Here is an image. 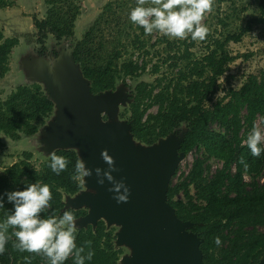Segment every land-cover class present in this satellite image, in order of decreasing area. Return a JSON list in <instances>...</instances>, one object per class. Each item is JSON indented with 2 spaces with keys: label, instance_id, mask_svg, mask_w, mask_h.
<instances>
[{
  "label": "trees",
  "instance_id": "trees-1",
  "mask_svg": "<svg viewBox=\"0 0 264 264\" xmlns=\"http://www.w3.org/2000/svg\"><path fill=\"white\" fill-rule=\"evenodd\" d=\"M77 1L80 0H45L49 7L47 16L43 20L34 18L37 35L28 39L29 44L36 42L41 46V56L47 51L50 36L59 42L75 37L81 14ZM7 7L9 0H0V10ZM259 7L263 13L260 17L251 19L237 32L228 33L224 40L213 41L201 59H196L190 51L193 42L184 49L178 43H166L164 64L170 70L180 69L176 77L157 79L156 85L140 82L131 97L128 124L134 139L153 146L175 135L182 138L179 154L187 156L197 149L204 150L205 158L196 159L186 179L170 188L167 194V202L178 219L190 223L187 231L200 239L203 264H259L264 259V153L253 157L246 144L254 124L261 120L264 127V75L250 76L240 89H229L225 97L213 103L220 80L237 60L229 51L230 44L240 43L255 26L264 24V0H260ZM105 12L106 18L97 22L73 51L74 61L90 81L94 95L116 90L124 78L139 79L147 68V63L124 59L128 46L121 43V29H117L121 18L114 5H108ZM105 26L108 31H104ZM115 30H118L117 37L108 38L107 32ZM19 44V38H6L0 30V81L10 71V57ZM160 68L156 65L153 74H158ZM154 106L159 111L151 115L149 112ZM54 108L39 84L20 86L0 103V133L15 141L22 135L35 136L46 125ZM213 124L222 132L214 130ZM55 153L69 161L67 170L60 175L51 170L50 157L38 169L31 163V155L0 174V196L4 203V208H0V222L14 211L5 193L23 191L28 183L35 182L49 184L53 196L42 218L61 216L69 209L76 220L87 216V211L67 208L64 202L65 195L74 196L83 190L81 182L72 179L75 164L80 160L78 153L64 149ZM213 158L223 166L208 178L207 162ZM241 158L247 168L240 163ZM246 175L251 177V182L245 180ZM181 193L184 200H175ZM15 230L10 228L9 235ZM216 237L222 242L220 246L214 242ZM89 240L95 254L85 264H121L123 250L116 248L115 231L108 229L104 220L77 230V246ZM16 243L15 236L11 235L0 255V264H26V257L31 264H49L42 254L17 250ZM64 264H74V257Z\"/></svg>",
  "mask_w": 264,
  "mask_h": 264
},
{
  "label": "rangeland",
  "instance_id": "rangeland-1",
  "mask_svg": "<svg viewBox=\"0 0 264 264\" xmlns=\"http://www.w3.org/2000/svg\"><path fill=\"white\" fill-rule=\"evenodd\" d=\"M77 3L80 6L81 14L76 22L75 37L59 42L56 37L50 36L46 43L47 51L44 56L40 55L41 46L36 42L29 44L28 39L30 36L37 35L34 18L43 20L47 16L49 7L45 0H9V7L0 10V30L4 36L20 39V44L13 50L10 57V71L0 81V103L5 102L18 87L35 84H39L44 93L54 98L56 103L54 112L47 120L46 125L40 127L35 136L22 135L19 141H15L0 133L3 143V147L0 149V174L5 173L15 163L26 159L27 155H31V163L40 169L51 153L58 148L75 150L88 168L86 149L83 146L75 145V137L71 134L75 132L74 128L70 129L74 127L75 122L78 121L87 127L93 125L95 129L97 127L95 126L96 120L100 119L102 124L99 126L100 130H105L106 125L113 126L115 129L127 128L132 103L131 97L135 93L138 83L147 82L156 85L157 79H172L180 70L179 68L170 70L168 65L164 64V58L167 56L166 43L175 42L184 49L193 42L194 45L190 51L196 59H201L213 41L224 40L228 33L237 32L251 19L263 14L259 7L260 0H214L212 11L206 13L203 20L209 33L203 41H194L190 35L186 39L171 38L159 32L145 35L144 29L134 24L129 18L131 10L137 6V0H80ZM108 5H114V9L121 18L120 27L117 29H121V43L128 46L124 59L147 63V68L139 79L124 78L119 81L116 90L112 92L100 96L91 94L92 98H98L107 107V110L98 113L95 119L88 120V114L84 111L86 103L82 99L80 102L78 100L85 99L87 96L91 97L88 93L90 86L85 80H79L80 95L74 96L71 92L70 95L63 96L61 89H65V87L58 79L59 74L65 73L68 69L67 62L73 54L76 43L82 40L97 22L106 18L105 11ZM145 6H152L151 0H147ZM107 29L105 26L104 31H108ZM117 32L118 30L107 32L106 35L108 38L114 35L117 37ZM112 33L115 34L111 35ZM229 51L237 57V60L231 64L229 72L220 80V88L213 103L225 97L229 89H240L250 76L264 75V24L255 26L253 31L247 34L240 43H231ZM156 65H160L161 68L160 72L155 75L153 68ZM80 70V67L74 70L76 78L77 76L82 78ZM158 111L159 107L154 106L149 113L156 115ZM256 126L264 133L261 120L257 122ZM211 127L222 132L217 124H213ZM180 143L181 138L171 136L160 140L152 147L133 138L131 144L136 154L146 153L141 157L142 159H147L151 165L158 166L159 175L157 177L160 184L164 183L166 189L168 187L169 190L186 179L196 159L205 158L203 149H197L187 156L180 155L178 152ZM222 166L223 163L215 158L208 161L207 177L212 178ZM92 180L93 174L91 177L84 178L82 191L74 196H64L67 208L87 211L85 218L76 220L77 230L94 225L99 219L104 220L108 229L115 231L116 248L123 250L121 264H135L134 258L137 252L126 237L125 225L112 217L110 210H106V200H103V195L108 196V193L101 187L95 186ZM245 180L252 181L248 175L245 176ZM191 191L195 194L193 186ZM175 200H184V195L182 193L176 195Z\"/></svg>",
  "mask_w": 264,
  "mask_h": 264
},
{
  "label": "water",
  "instance_id": "water-1",
  "mask_svg": "<svg viewBox=\"0 0 264 264\" xmlns=\"http://www.w3.org/2000/svg\"><path fill=\"white\" fill-rule=\"evenodd\" d=\"M67 63L68 69L65 73H60L58 79L65 87L61 89V94L67 96L72 92L74 96L80 95L79 80H85L90 86L88 93L91 97L80 98L78 101L82 99L86 103L84 111L88 114V120H93L98 113L107 110V107L98 98H92L94 94L91 93V83L84 77L82 69L79 72L83 79L75 77L74 70L81 66L75 63L73 54ZM48 98L56 105L54 98L51 96ZM100 125H102L100 119L96 120L95 129L93 125L87 127L77 121L74 127L70 128H74L73 131H75L71 134L76 140L74 144L86 149L88 168L93 170L92 183L108 193V196L103 195V200H106V210H110L112 217L120 220L126 227V237L137 252L134 263L203 264L202 253L199 249L200 239L187 231L191 224L179 220L174 208L168 204V187L166 189L164 183L160 184L157 177L159 175L158 166H153L147 159L141 158L146 154L145 152L136 154L134 151L131 144L133 136L128 122V127L123 129H115L113 126L106 125L105 130H100ZM62 149L72 150L58 148L55 151ZM105 149L115 160V166L119 169L112 173L113 177L117 181L123 180L130 189L131 195L126 203H118L113 198V193L109 191L112 185L107 179L103 186L97 182L103 177L98 178L95 169L108 170V165L101 158V152ZM259 264H264V259Z\"/></svg>",
  "mask_w": 264,
  "mask_h": 264
},
{
  "label": "clouds",
  "instance_id": "clouds-1",
  "mask_svg": "<svg viewBox=\"0 0 264 264\" xmlns=\"http://www.w3.org/2000/svg\"><path fill=\"white\" fill-rule=\"evenodd\" d=\"M147 0H137V6L130 12V20L144 29L145 35L153 32L177 39H186L189 35L192 40L203 41L208 33V27L203 23L206 13L213 9L214 0H151L152 6H145ZM264 133L255 124L249 133L246 144L253 157H260L264 153ZM101 158L108 165V170L95 169L98 184L103 186L105 179L112 185L109 191L118 203L128 202L131 195L130 189L123 180L117 181L112 173L119 171L115 160L109 155L107 149L101 152ZM50 168L56 174L67 170L68 159L57 155H50ZM240 163L247 164L241 158ZM92 169L86 167L80 159L75 164L73 180L84 183L85 177H91ZM9 203L14 205V211L3 222H0V255L5 251V245L11 235L17 243L14 247L21 252L42 254L49 264H64L70 257H74V264H85L94 256L91 249L92 242L85 241L82 246H77V227L74 212L69 209L61 216L51 215L42 218L41 214L50 207L53 199L51 186L47 183H28L23 191L5 193ZM0 208H4L3 196H0ZM16 229L9 235V229ZM215 244L221 245L219 237ZM26 264H31L25 258Z\"/></svg>",
  "mask_w": 264,
  "mask_h": 264
}]
</instances>
